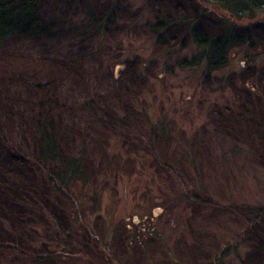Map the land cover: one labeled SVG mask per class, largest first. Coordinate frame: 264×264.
Wrapping results in <instances>:
<instances>
[{
    "label": "rangeland",
    "instance_id": "obj_1",
    "mask_svg": "<svg viewBox=\"0 0 264 264\" xmlns=\"http://www.w3.org/2000/svg\"><path fill=\"white\" fill-rule=\"evenodd\" d=\"M43 5L62 36L0 47V166L13 163L0 167V245L12 248L0 264H264V217L249 225L243 210L264 212L263 15L232 25L240 41L208 73L183 64L200 55L192 24L210 37L231 25L216 6ZM87 13L115 25L80 35ZM159 21L170 25L157 36ZM41 123L81 162L68 192L34 153Z\"/></svg>",
    "mask_w": 264,
    "mask_h": 264
},
{
    "label": "trees",
    "instance_id": "obj_2",
    "mask_svg": "<svg viewBox=\"0 0 264 264\" xmlns=\"http://www.w3.org/2000/svg\"><path fill=\"white\" fill-rule=\"evenodd\" d=\"M47 0H0V47L13 39H23L34 42H47L53 40L63 35L64 29L62 27H51L50 23L47 22L42 15V6ZM201 7V13L206 14L213 10L210 7H218L230 20L231 25L222 24L223 30L217 36L210 37L204 34V32L196 28L192 24L190 29V36L193 38L194 43L200 50V55L198 58H194L192 61H184L183 66L185 67H199L201 64L207 66V72L213 73L221 69L226 62V53L230 44L240 41L237 36L233 33L232 25L235 23H241L248 21L251 23L256 22L257 13H261L263 17L261 18L259 24L264 30V0H196ZM88 19L92 20L91 24L86 27H82L78 32L80 35H87L90 32L95 34L100 30H104L107 27L115 25L113 14H109L102 19H94L91 14L87 13ZM219 21V19H218ZM170 22L159 21L154 26V31L157 36H159L167 27H169ZM225 25V26H224ZM226 27V28H225ZM58 28V29H57ZM232 28V29H231ZM36 40V41H34ZM243 41V40H242ZM39 88V87H38ZM39 90V89H38ZM40 91V90H39ZM40 91V93H42ZM38 136L35 138L34 143V153L37 158L41 161L51 160L57 163L56 170L48 172V180L51 187L55 188L56 191H66L74 183L75 177L78 173L82 171V165L79 160L71 159L64 155L57 146L53 135L49 134L46 124L41 123L38 127ZM154 132V131H153ZM153 135V134H152ZM9 158V157H7ZM8 165L4 163L0 167L11 166V158L5 159ZM12 173V172H9ZM1 176V175H0ZM194 201H199V198L192 196ZM244 212L249 215L250 223L258 222L257 220H262L264 217V212L261 208L245 207ZM155 219L153 214L151 218L147 220L142 218L138 219L134 223V231L136 233H146L143 224L148 221ZM236 248L234 243H230L227 246H223L221 249L219 258L220 260L226 251H232ZM9 245H0V255L4 252L11 251ZM102 257L104 261L107 260V252L103 253Z\"/></svg>",
    "mask_w": 264,
    "mask_h": 264
}]
</instances>
